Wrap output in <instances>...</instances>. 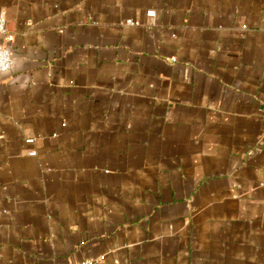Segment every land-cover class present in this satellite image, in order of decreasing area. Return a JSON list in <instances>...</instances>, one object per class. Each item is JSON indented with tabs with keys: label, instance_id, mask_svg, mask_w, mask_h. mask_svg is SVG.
<instances>
[{
	"label": "crops",
	"instance_id": "0c3cea01",
	"mask_svg": "<svg viewBox=\"0 0 264 264\" xmlns=\"http://www.w3.org/2000/svg\"><path fill=\"white\" fill-rule=\"evenodd\" d=\"M2 13L0 264H264V0Z\"/></svg>",
	"mask_w": 264,
	"mask_h": 264
},
{
	"label": "built area",
	"instance_id": "2783aa9c",
	"mask_svg": "<svg viewBox=\"0 0 264 264\" xmlns=\"http://www.w3.org/2000/svg\"><path fill=\"white\" fill-rule=\"evenodd\" d=\"M156 11L155 10H148L147 15L148 16H155ZM126 24L132 25V26H138L141 24L139 20H134L132 18H129L126 20ZM7 32V20L6 16L2 13L0 14V38ZM14 64V57L11 54L10 50L6 47H4L0 43V72H5L10 70L13 67ZM30 155L34 156L36 155V151H32ZM101 258H85L82 260L77 261L75 264H100Z\"/></svg>",
	"mask_w": 264,
	"mask_h": 264
}]
</instances>
